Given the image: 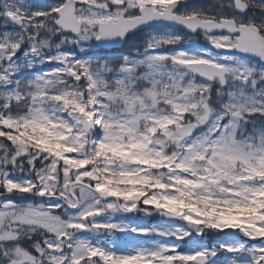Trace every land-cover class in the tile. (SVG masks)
<instances>
[{"label": "snow or ice", "instance_id": "1", "mask_svg": "<svg viewBox=\"0 0 264 264\" xmlns=\"http://www.w3.org/2000/svg\"><path fill=\"white\" fill-rule=\"evenodd\" d=\"M0 264H264V0H0Z\"/></svg>", "mask_w": 264, "mask_h": 264}, {"label": "trees", "instance_id": "2", "mask_svg": "<svg viewBox=\"0 0 264 264\" xmlns=\"http://www.w3.org/2000/svg\"><path fill=\"white\" fill-rule=\"evenodd\" d=\"M158 219V217H154V218H144L142 216H135L132 218L131 222L133 223H147V224H152L153 222H156ZM215 239L214 237H209L207 238L206 243H208L209 245H211L212 243H215Z\"/></svg>", "mask_w": 264, "mask_h": 264}, {"label": "rangeland", "instance_id": "3", "mask_svg": "<svg viewBox=\"0 0 264 264\" xmlns=\"http://www.w3.org/2000/svg\"><path fill=\"white\" fill-rule=\"evenodd\" d=\"M204 1H206L207 4H210V3L213 2V0H204ZM160 32H170V31H160ZM172 33H174V34H179V33H177V32H172ZM180 35H182V34H180ZM200 38H201L202 40H204L202 37H200ZM204 41H205V40H204ZM196 43H197V42H196ZM205 44H206L208 47H210V45L207 44V41H205ZM120 51H122V50H119V51H118V55L120 54ZM157 222H159V220L156 221V223H157ZM117 236L120 237L121 234L118 233Z\"/></svg>", "mask_w": 264, "mask_h": 264}, {"label": "water", "instance_id": "4", "mask_svg": "<svg viewBox=\"0 0 264 264\" xmlns=\"http://www.w3.org/2000/svg\"><path fill=\"white\" fill-rule=\"evenodd\" d=\"M171 27L177 28V27H179V26H171ZM118 48H120V46H114L113 49H118ZM113 49H112V50H113Z\"/></svg>", "mask_w": 264, "mask_h": 264}, {"label": "flooded vegetation", "instance_id": "5", "mask_svg": "<svg viewBox=\"0 0 264 264\" xmlns=\"http://www.w3.org/2000/svg\"><path fill=\"white\" fill-rule=\"evenodd\" d=\"M197 40H199V41H201V42L203 41L201 38H198Z\"/></svg>", "mask_w": 264, "mask_h": 264}]
</instances>
